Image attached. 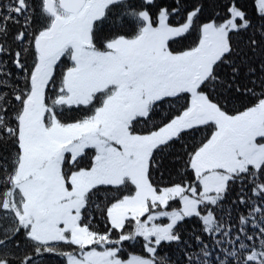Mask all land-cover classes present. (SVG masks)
<instances>
[{"label":"snow or ice","instance_id":"1","mask_svg":"<svg viewBox=\"0 0 264 264\" xmlns=\"http://www.w3.org/2000/svg\"><path fill=\"white\" fill-rule=\"evenodd\" d=\"M0 264H264V0H0Z\"/></svg>","mask_w":264,"mask_h":264}]
</instances>
